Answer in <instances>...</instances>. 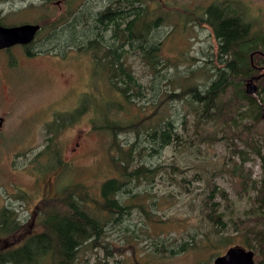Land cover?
Listing matches in <instances>:
<instances>
[{"label": "rangeland", "instance_id": "1", "mask_svg": "<svg viewBox=\"0 0 264 264\" xmlns=\"http://www.w3.org/2000/svg\"><path fill=\"white\" fill-rule=\"evenodd\" d=\"M83 1L53 0L51 5H46L42 0H0V18L6 26L41 22L46 16L65 14L69 7L76 9ZM221 1L225 0H148L149 7L165 15L167 21L156 30L157 37L162 40L163 58L178 62V68L183 71L188 66L191 69L204 64L211 68L214 62L209 60L216 41L209 27L198 22L196 17L209 4ZM85 2L92 6L88 9L96 12L104 7L105 1ZM236 3L245 10L255 27L264 28V0H237ZM70 35L66 30H55L48 23L27 48L15 45L0 51V117L3 119L0 129V210L4 207L14 209L19 222L30 232L36 230L38 205L44 199L58 195V188L82 183L91 195L96 196L101 182L116 176L111 160L112 137L105 130L93 127L91 104L97 112L95 125H99L107 114L108 105L119 98L114 90L106 92L107 86L100 77H105L107 71L91 64V54L69 46ZM134 56L128 59L133 72L148 86V69ZM169 69L170 72L174 70L173 67ZM203 78L194 76V80L200 83L205 81ZM248 85L252 86V83ZM164 90V82L156 80L153 90L145 89L144 97L163 100ZM86 95L93 96L89 102ZM84 101L85 104L88 102L86 112L74 117L61 129L50 128L47 133V125L59 114L73 112ZM174 101L166 102L170 111ZM143 110L148 113V106ZM135 113L138 111L131 109L126 117ZM222 123L220 120L217 126H207L208 131L223 136L215 143L202 144L199 149L172 144L155 152L150 159L146 157L148 165H161L165 171L171 172L168 164H176L177 171L189 180L185 183L186 189L181 186L179 175L172 179V174L166 180L157 176L150 182L142 179L139 184L131 183V190L122 192V199L142 203L148 214L131 208V214L125 220L108 227L105 242L109 243L110 253L97 249L96 255L100 259L107 254L112 255L107 256L110 264H195L207 259L213 250L205 247L203 234L213 235V227L204 217L202 204L207 186L212 183L229 197L228 202L218 195L214 198L222 201L220 209L228 223L225 232L233 234L234 240H241L243 226L240 224L237 231L234 222L238 224L246 218L254 194L249 185L261 176L260 159L255 150L264 153V131L261 124L252 130L242 128L241 124H247L248 119L238 123L239 127L231 123L222 126ZM192 124V119L187 122L190 135L194 133ZM125 138L128 142L133 140L132 135ZM48 143L59 151L60 165L56 168L51 167L54 162L51 154L41 160L38 158L39 151ZM232 170L236 173L233 174ZM239 171L250 175L245 185L238 176ZM159 177L166 178L164 171ZM188 233L195 235L196 246L192 249L172 256L167 252H155L157 235L175 238L171 247L175 249L180 241L189 239ZM1 243L8 242L0 240V246ZM226 248L223 246L219 252ZM86 255L91 257V264L93 253L91 256L89 251Z\"/></svg>", "mask_w": 264, "mask_h": 264}, {"label": "trees", "instance_id": "2", "mask_svg": "<svg viewBox=\"0 0 264 264\" xmlns=\"http://www.w3.org/2000/svg\"><path fill=\"white\" fill-rule=\"evenodd\" d=\"M42 1L51 5L53 0ZM104 1V7L96 12L88 9L92 6L84 0L76 9L69 7L65 14L46 16L41 22H30L38 23L40 29L29 44L49 23L55 30L68 31L71 34L69 46L90 53L91 64L107 71V75L100 80L105 82L106 92L114 90L119 100H112L99 125H95L97 112L91 104L92 122L94 128L103 129L112 137L111 160L116 176L103 180L95 192L96 196L91 195L82 183L58 188V195L44 199L38 205L34 223L36 230L33 232L19 222L14 209L2 208L0 240L8 243H1L0 264H81L84 261L83 264H89L91 257L86 255L89 251L91 256L92 253L94 255L91 264H110L108 257L111 254L104 259L96 255L97 249L110 251L109 243L105 242L108 227L125 220L131 214V208L148 214L142 203H133L130 198L125 202L122 192L130 191L131 183L150 182L157 176L166 180L170 174L172 179L179 175V182L185 189V183L189 182L177 171L176 164H168L171 172L165 171L161 165H148L146 157L150 159L155 152L172 144L199 149L202 144L215 143L223 136L218 137L216 132L208 131L207 126H217L220 120L222 126L231 123L239 127L238 123L248 119L247 124H241L242 128L252 130L261 124L264 131V28L254 26L245 10L236 5L237 0L213 2L196 17L198 22L202 21L209 27L216 41L212 59L209 60L214 63L211 68L204 64L191 69L188 66L184 71L178 68V62L163 58L162 40L157 37L156 30L167 21L165 15L149 7L148 0ZM4 23L0 18V24ZM80 25L82 28L79 29ZM131 55L138 57L147 67L150 74L148 86L135 76L128 61ZM172 67L174 70L170 72ZM195 75L205 77V81H195ZM156 80L164 82V99H145V89L153 90ZM249 82L256 85L254 93L247 91ZM85 97L89 102L93 96ZM144 100L145 103H139ZM173 100L170 111L166 102ZM88 102H82L71 113L59 114L47 125V133L50 128L61 129L74 117L86 112ZM144 106H148V113L143 110ZM131 109H136L138 113L126 117ZM191 119L194 127L192 135L188 134L187 128ZM130 135L133 140L128 142L125 137ZM120 136L123 138L119 139ZM237 136L240 137V134ZM50 144L39 151L38 158L41 160L51 154L54 159L51 167L56 168L60 165L59 151ZM255 151L260 159L261 176L249 185L254 194L250 198L246 218L238 224L234 222L237 231L240 224L243 226L241 240H234L233 234L225 232L228 223L220 208L221 200L229 201L227 193L217 189L215 183L208 185L202 211L213 227V235L203 234V237L206 239L205 247L213 251L207 259L195 264H211V259L223 253L219 252L220 248L237 245L252 249L255 264H264V153L259 149ZM238 152L242 154L243 150ZM245 159V156L242 157L243 161ZM163 171L166 178L159 177ZM231 172L235 174L236 170ZM238 176L244 185L250 179L248 173L241 171ZM216 195L221 200L214 199ZM188 236V240L178 243V248L171 249L175 238L157 235L155 252H167L168 256H172L188 251L196 246L195 235L188 233Z\"/></svg>", "mask_w": 264, "mask_h": 264}, {"label": "water", "instance_id": "3", "mask_svg": "<svg viewBox=\"0 0 264 264\" xmlns=\"http://www.w3.org/2000/svg\"><path fill=\"white\" fill-rule=\"evenodd\" d=\"M39 29L38 23H21L11 26L0 24V49L29 44ZM247 91L253 92V85H247ZM2 120L0 117V125ZM254 257L255 253L252 249L238 245L230 246L222 254L216 256L211 264H255Z\"/></svg>", "mask_w": 264, "mask_h": 264}, {"label": "bare ground", "instance_id": "4", "mask_svg": "<svg viewBox=\"0 0 264 264\" xmlns=\"http://www.w3.org/2000/svg\"><path fill=\"white\" fill-rule=\"evenodd\" d=\"M253 87H254V91L252 93H254L256 91V85L254 83H252Z\"/></svg>", "mask_w": 264, "mask_h": 264}, {"label": "flooded vegetation", "instance_id": "5", "mask_svg": "<svg viewBox=\"0 0 264 264\" xmlns=\"http://www.w3.org/2000/svg\"><path fill=\"white\" fill-rule=\"evenodd\" d=\"M22 46H24V45H22ZM4 49H6V48H4ZM3 49H0V51H2ZM1 127H2V124L0 125V129H1Z\"/></svg>", "mask_w": 264, "mask_h": 264}]
</instances>
